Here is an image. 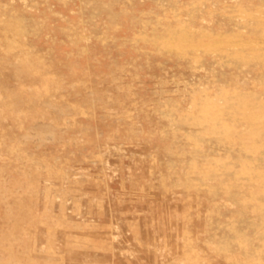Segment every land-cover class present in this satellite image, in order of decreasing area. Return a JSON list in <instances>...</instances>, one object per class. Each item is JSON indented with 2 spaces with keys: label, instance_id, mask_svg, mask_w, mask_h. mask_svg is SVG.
Returning <instances> with one entry per match:
<instances>
[{
  "label": "rangeland",
  "instance_id": "374dc122",
  "mask_svg": "<svg viewBox=\"0 0 264 264\" xmlns=\"http://www.w3.org/2000/svg\"><path fill=\"white\" fill-rule=\"evenodd\" d=\"M0 264H264V0H0Z\"/></svg>",
  "mask_w": 264,
  "mask_h": 264
}]
</instances>
